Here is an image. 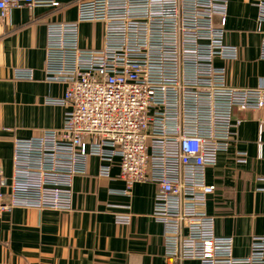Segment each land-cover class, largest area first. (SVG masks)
I'll return each mask as SVG.
<instances>
[{"label":"built area","instance_id":"built-area-1","mask_svg":"<svg viewBox=\"0 0 264 264\" xmlns=\"http://www.w3.org/2000/svg\"><path fill=\"white\" fill-rule=\"evenodd\" d=\"M21 6L76 7L77 19L46 22L45 79L65 85L46 102L67 110L61 127L14 140L12 177H0V218L16 207L71 211L75 177L88 175L96 157L100 177L118 166L126 182L112 193L157 186L152 218L164 227L167 264H264V235L235 256L234 237L217 235L215 217L203 210L217 189L207 169L238 142L235 109L264 108V84L228 82L227 63L240 56L227 41L228 1L0 0V16ZM85 22L103 23L102 46L82 44ZM258 24L264 59V0ZM15 78L33 80L34 71L16 69ZM235 154L248 161L246 151ZM107 207L116 223H132L131 204Z\"/></svg>","mask_w":264,"mask_h":264},{"label":"crops","instance_id":"crops-1","mask_svg":"<svg viewBox=\"0 0 264 264\" xmlns=\"http://www.w3.org/2000/svg\"><path fill=\"white\" fill-rule=\"evenodd\" d=\"M227 1V41L240 50L239 58L227 63L228 82L258 87L264 84L263 34L258 30L261 0ZM50 18L74 21L76 7L59 13L21 6L7 19L0 16V177H12L16 138L38 136L64 122L67 108L46 102L61 97L65 89L45 79ZM98 23L80 25L83 45H103V23L102 34L94 33ZM16 69H33L34 79H16ZM234 118L241 120L238 142L220 152L218 164L207 169V181L217 189L203 210L215 217L217 235L234 237V255L246 256L253 236L264 235V108L235 109ZM236 150L248 153L246 163L236 159ZM88 172L75 177L71 211L16 207L1 216L0 264H167L164 227L152 218L157 186L139 182L130 195L112 193L126 189V182L118 177V166L110 177H100L96 157H90ZM108 204H131L132 223H116Z\"/></svg>","mask_w":264,"mask_h":264},{"label":"rangeland","instance_id":"rangeland-1","mask_svg":"<svg viewBox=\"0 0 264 264\" xmlns=\"http://www.w3.org/2000/svg\"><path fill=\"white\" fill-rule=\"evenodd\" d=\"M94 33H96L98 37L100 36V34H102V27H101L100 23H98V24H96V26H94ZM88 36L90 37L91 34L87 35V37Z\"/></svg>","mask_w":264,"mask_h":264}]
</instances>
